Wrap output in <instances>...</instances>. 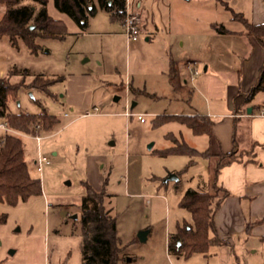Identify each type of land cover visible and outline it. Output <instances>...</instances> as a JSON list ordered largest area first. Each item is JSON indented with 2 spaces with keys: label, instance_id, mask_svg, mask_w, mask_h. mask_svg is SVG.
<instances>
[{
  "label": "rangeland",
  "instance_id": "obj_1",
  "mask_svg": "<svg viewBox=\"0 0 264 264\" xmlns=\"http://www.w3.org/2000/svg\"><path fill=\"white\" fill-rule=\"evenodd\" d=\"M92 1L96 12L81 32L48 0V14L64 23L66 33L38 37L36 54L20 39L16 47L7 37L0 44L7 69L28 70L25 76H10L11 83H29L38 75L56 79L47 92L20 87L17 98L8 100L9 112L36 115L44 110L58 118L38 139L13 133L25 145L29 173L41 181L42 194L14 206L0 202V214L6 215L0 224V264H81L84 184L99 191L105 181L109 196L104 203L117 217V234L125 246L122 264H205L201 254L178 261L168 252L166 238L177 225L192 224L179 202L188 189L198 190V176L212 179L217 159L199 157L188 166L187 156L161 154L181 137L203 148L204 136L173 121L152 124L163 114L202 110L206 98L223 99L224 85L235 82L231 69L247 52L242 36H222L215 27L244 32L236 13L254 22L261 18L264 0H129L130 10L141 19L138 38L130 42L123 25ZM23 6L39 9L34 0L0 3V18ZM178 48L212 63L208 74L204 63L197 64L195 78L214 74L207 92L198 91L195 78L170 69V52ZM260 98L256 95L252 103L259 104ZM86 111L92 114L84 116ZM39 158H44L40 171ZM172 174L178 181L164 183ZM140 231H146L143 241ZM256 243V253L248 256L254 264H264V240Z\"/></svg>",
  "mask_w": 264,
  "mask_h": 264
},
{
  "label": "trees",
  "instance_id": "obj_2",
  "mask_svg": "<svg viewBox=\"0 0 264 264\" xmlns=\"http://www.w3.org/2000/svg\"><path fill=\"white\" fill-rule=\"evenodd\" d=\"M20 0H0L1 4L15 5ZM39 4L35 12L30 7L8 9L0 18V38L5 36L9 43L17 46L18 39L22 40L32 54L38 51L36 39L38 37L62 38L66 33V26L61 20L48 14V0H34ZM101 9L106 11L113 21L122 25L125 18L127 0H97ZM56 9L71 18L82 32L88 28V20L96 12L92 0H54ZM236 19L243 23L247 35L252 36L264 47V22L253 24L245 19L242 14L236 13ZM32 26V28H31ZM219 33H228L224 26L215 27ZM23 76L28 74L27 69L17 70L10 67L5 77L0 78V120L13 131L25 135L38 136L41 130L50 129L58 118L43 110L40 114L25 112H9L8 100L17 98L20 87L28 90L47 92L56 79L35 76L29 83L21 80L11 83L10 76L14 74ZM264 93V64L261 66L257 82L247 91L238 92L234 99V113H244L245 108L253 101L256 95ZM40 103V102H38ZM177 122L191 130L196 136L209 135L211 120L207 115H160L153 120V126L166 122ZM237 150L236 147L227 153L216 157L214 175L211 179L209 190L188 189L181 197L179 206L186 210L192 219V224L187 222L177 225L176 231L169 235L168 252L188 258L195 253L205 254L213 246L227 244L221 239L214 225V215L220 208L228 192L217 185L220 170L233 162H242L247 157L252 161L255 148ZM164 155H184L189 158L188 166L196 163V158L213 155L210 152H200L190 147L183 140L174 139V145L161 151ZM248 160V159H247ZM167 183V182H164ZM85 195L81 200L80 216V252L81 264H122L125 259L121 239L117 234V217L107 209L104 200L108 195L105 191L106 181L97 191L89 183H85ZM42 194L41 181L29 173L28 163L25 158V145L22 139L10 133H0V202L16 205L27 201L33 196ZM6 220L5 214H0V224ZM256 224H264V218ZM254 225V224H253ZM247 223V229L253 226Z\"/></svg>",
  "mask_w": 264,
  "mask_h": 264
},
{
  "label": "crops",
  "instance_id": "obj_3",
  "mask_svg": "<svg viewBox=\"0 0 264 264\" xmlns=\"http://www.w3.org/2000/svg\"><path fill=\"white\" fill-rule=\"evenodd\" d=\"M127 2L129 4V0ZM139 6L140 4H137V7ZM261 22H264V11L261 13V18L252 23ZM228 31V33L217 32L222 36H242L247 53H243L237 67L231 69L235 73V82L224 85L223 99L206 98L202 110H194L187 114L163 115H207L211 120V132L209 135H201L204 136L203 148L189 144L183 137L178 140H183L200 152H210L213 155L211 158L227 153L235 147L237 150H245L252 148L253 144H259L254 150L252 161L245 157L242 162H233L224 166L217 177V185L225 189L228 196L223 199L214 215V225L218 236L227 244L213 246L205 254L195 253L201 254L205 264H254L252 257L248 255L256 253L257 238L264 240V224H256L258 220L264 218V95H262L264 93H261V102L259 104L251 102L244 113H234L233 99L238 92H247L257 82L261 66L264 64V47L254 37L244 35L245 30L243 32L228 29ZM5 38V36L0 38V44ZM181 45L180 47H184V42ZM172 49L174 45L171 46L170 51ZM199 61L205 64L203 70L208 74L213 66L212 63L206 59L200 60L191 50L185 52L182 48H178L174 50V54L170 52L169 67L174 73H185L192 81L199 75L197 68ZM188 63L198 71L196 76L187 69ZM7 71V63L0 59V78L5 77ZM212 78L214 74L210 73L194 79L201 94L207 92ZM197 179L198 190L210 187L209 175L198 176ZM247 223L254 225L247 229ZM175 257L178 261L182 258L177 255Z\"/></svg>",
  "mask_w": 264,
  "mask_h": 264
},
{
  "label": "built area",
  "instance_id": "obj_4",
  "mask_svg": "<svg viewBox=\"0 0 264 264\" xmlns=\"http://www.w3.org/2000/svg\"><path fill=\"white\" fill-rule=\"evenodd\" d=\"M140 23L141 19L137 11H131L128 2L126 3V12H125V18L123 22V28L124 33L126 35L127 41H136L140 32ZM187 69L191 72L193 76H196L198 74V71L194 68V66L190 63L186 65ZM94 111H97V108H94ZM92 114V111H86L84 113V116H88ZM64 116H67L68 114L64 113ZM137 119H139L141 122L144 121L143 116L137 115ZM0 130L3 133H10L13 134L15 131L7 127L5 123L0 124ZM35 138L38 139V136ZM44 162V158H39L35 163L37 165V169L41 170V165Z\"/></svg>",
  "mask_w": 264,
  "mask_h": 264
},
{
  "label": "water",
  "instance_id": "obj_5",
  "mask_svg": "<svg viewBox=\"0 0 264 264\" xmlns=\"http://www.w3.org/2000/svg\"><path fill=\"white\" fill-rule=\"evenodd\" d=\"M31 28H32V26H31ZM134 106V103L132 104V106L131 107H133ZM248 112H250V109H248ZM177 181L178 180V177L176 176V175H170L167 179H165V182H168V181ZM145 237H146V231H140L139 233H138V239L139 240H144L145 239ZM129 260V259H128Z\"/></svg>",
  "mask_w": 264,
  "mask_h": 264
}]
</instances>
